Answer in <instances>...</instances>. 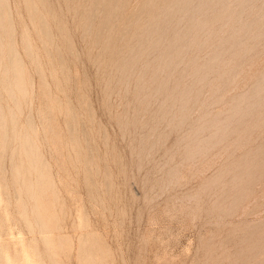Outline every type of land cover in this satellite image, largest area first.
I'll list each match as a JSON object with an SVG mask.
<instances>
[{"label":"rangeland","instance_id":"rangeland-1","mask_svg":"<svg viewBox=\"0 0 264 264\" xmlns=\"http://www.w3.org/2000/svg\"><path fill=\"white\" fill-rule=\"evenodd\" d=\"M93 1L0 0V262L264 264V0Z\"/></svg>","mask_w":264,"mask_h":264},{"label":"bare ground","instance_id":"bare-ground-1","mask_svg":"<svg viewBox=\"0 0 264 264\" xmlns=\"http://www.w3.org/2000/svg\"><path fill=\"white\" fill-rule=\"evenodd\" d=\"M93 1V0H92ZM116 1L117 0H115V2H114V0H94L93 1V6H94V8H93V10L90 12V15L93 17L96 13H97V7H99V6H103V8H110V7H112V6H114V4L116 3ZM187 1V0H186ZM45 2V1H44ZM154 2V0H149L147 3H146V7L145 8H147V7H152L153 6V3ZM114 3V4H113ZM123 4V3H122ZM91 5V6H92ZM164 5L165 6H167L166 8H167V10L164 12L165 14H164V16H163V18L162 19H160V20H158L156 23H155V25H154V29L152 30V32L150 33V35L151 36H153L154 34H156L158 37H160L161 35H162V32H163V28H164V26H163V22H165V21H167L169 18H170V16L172 15V13L176 10V4H175V0H165V2H164ZM123 6V5H122ZM97 8V9H96ZM78 11V10H77ZM182 14V13H181ZM113 16H114V14L113 13H111V12H107L106 13V15H105V17H103V23L107 26L108 24H110L111 25V21H112V19H113ZM97 17H98V15H97ZM187 17V16H186ZM240 19V18H239ZM90 25V24H89ZM177 26V25H176ZM88 28H90V27H88ZM166 28V27H165ZM105 29V28H104ZM175 29V28H174ZM174 29L172 30V31H174ZM222 30V29H221ZM129 31V30H128ZM102 33V32H101ZM172 33V32H171ZM97 36V35H96ZM97 39V38H96ZM135 39V38H134ZM99 41V40H98ZM158 42V40L156 39L155 41H154V45L156 44ZM86 46V45H85ZM138 46V45H137ZM137 48H139V47H137ZM156 51V50H155ZM146 52V51H145ZM106 53V52H105ZM152 55V54H151ZM151 57V56H150ZM171 57V56H170ZM131 58V57H130ZM138 60V59H137ZM169 60V59H168ZM124 61V60H123ZM137 63V62H136ZM169 63V62H168ZM117 64V63H116ZM130 64V63H129ZM133 64V63H132ZM131 64V65H132ZM182 65V64H181ZM167 66V65H166ZM154 68V67H153ZM124 69V68H123ZM17 70H18V68H17ZM40 71V70H39ZM98 72V71H97ZM131 72V71H130ZM196 74V73H195ZM18 75V79H19V74H17ZM138 76V75H137ZM205 79H207V77L205 78ZM129 80V79H128ZM118 81V80H117ZM10 83V82H9ZM125 91V90H124ZM147 92V91H146ZM157 92H158V90H157ZM178 112H179V110H178ZM71 114V113H70ZM72 118V117H71ZM174 118V117H173ZM69 119V118H68ZM174 120V119H173ZM172 124V123H171ZM69 130V129H68ZM73 130H74V128H73ZM74 133V132H73ZM72 140V139H71ZM158 144V143H157ZM155 147V146H154ZM34 148H35V145H34V142L33 141H31V143H30V146L27 148V150L28 151H33L34 150ZM209 152V151H208ZM175 175V174H174ZM172 178H173V176H172ZM173 180V179H172ZM192 199V198H191ZM190 199V200H191ZM229 208V207H228ZM38 218L40 219V225H41V227H43V228H48L49 227V224H48V222L46 221V215H45V213H43V211L40 209V210H38ZM2 257V262H0V264H10V261H9V258L8 257H6V255H4L3 256V254L1 255ZM23 259H24V261L21 263V264H31V262H30V259L28 258V255L27 254H25L24 256H23Z\"/></svg>","mask_w":264,"mask_h":264}]
</instances>
